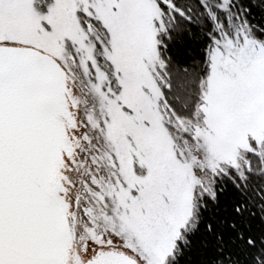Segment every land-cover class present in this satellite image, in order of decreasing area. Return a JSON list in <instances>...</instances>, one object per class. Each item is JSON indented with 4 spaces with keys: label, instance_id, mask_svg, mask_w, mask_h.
Masks as SVG:
<instances>
[{
    "label": "snow or ice",
    "instance_id": "obj_1",
    "mask_svg": "<svg viewBox=\"0 0 264 264\" xmlns=\"http://www.w3.org/2000/svg\"><path fill=\"white\" fill-rule=\"evenodd\" d=\"M0 264H264V0H0Z\"/></svg>",
    "mask_w": 264,
    "mask_h": 264
}]
</instances>
